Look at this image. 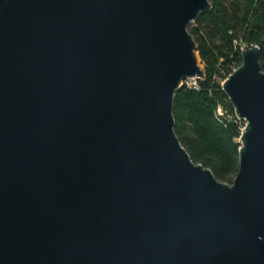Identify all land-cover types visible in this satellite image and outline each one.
<instances>
[{"label": "water", "instance_id": "95a60500", "mask_svg": "<svg viewBox=\"0 0 264 264\" xmlns=\"http://www.w3.org/2000/svg\"><path fill=\"white\" fill-rule=\"evenodd\" d=\"M211 10L0 0V264H264L261 50L223 84L245 123L232 186L175 132Z\"/></svg>", "mask_w": 264, "mask_h": 264}, {"label": "trees", "instance_id": "16d2710c", "mask_svg": "<svg viewBox=\"0 0 264 264\" xmlns=\"http://www.w3.org/2000/svg\"><path fill=\"white\" fill-rule=\"evenodd\" d=\"M212 10L189 27L206 77L198 88L184 86L174 103L175 132L191 159L233 185L239 173L245 123L223 91L243 64L242 48L258 47L264 71V0H209Z\"/></svg>", "mask_w": 264, "mask_h": 264}, {"label": "built area", "instance_id": "2783aa9c", "mask_svg": "<svg viewBox=\"0 0 264 264\" xmlns=\"http://www.w3.org/2000/svg\"><path fill=\"white\" fill-rule=\"evenodd\" d=\"M197 81L198 80H195L194 82H192V81H186L185 83H184V86H195L196 88H198V84H197Z\"/></svg>", "mask_w": 264, "mask_h": 264}, {"label": "rangeland", "instance_id": "374dc122", "mask_svg": "<svg viewBox=\"0 0 264 264\" xmlns=\"http://www.w3.org/2000/svg\"><path fill=\"white\" fill-rule=\"evenodd\" d=\"M201 67H203V70H205V67H204V65H203V63L201 62ZM189 81H192V82H194L195 80H189Z\"/></svg>", "mask_w": 264, "mask_h": 264}, {"label": "bare ground", "instance_id": "6f19581e", "mask_svg": "<svg viewBox=\"0 0 264 264\" xmlns=\"http://www.w3.org/2000/svg\"><path fill=\"white\" fill-rule=\"evenodd\" d=\"M202 68V70H203V67H201ZM235 72V71H234ZM188 87H192V88H194V89H197L195 86H188Z\"/></svg>", "mask_w": 264, "mask_h": 264}]
</instances>
